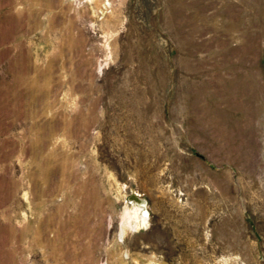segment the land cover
Listing matches in <instances>:
<instances>
[{"label":"rangeland","instance_id":"rangeland-1","mask_svg":"<svg viewBox=\"0 0 264 264\" xmlns=\"http://www.w3.org/2000/svg\"><path fill=\"white\" fill-rule=\"evenodd\" d=\"M0 264H264V0H0Z\"/></svg>","mask_w":264,"mask_h":264},{"label":"bare ground","instance_id":"bare-ground-1","mask_svg":"<svg viewBox=\"0 0 264 264\" xmlns=\"http://www.w3.org/2000/svg\"><path fill=\"white\" fill-rule=\"evenodd\" d=\"M145 214V213H144ZM130 216V214L128 215V217ZM130 218V217H129ZM128 219V218H127ZM129 221V220H128ZM141 221V220H140ZM133 223V222H132ZM143 223V222H142ZM144 224V223H143ZM136 226V225H135Z\"/></svg>","mask_w":264,"mask_h":264}]
</instances>
